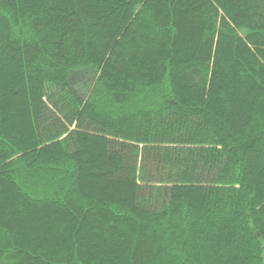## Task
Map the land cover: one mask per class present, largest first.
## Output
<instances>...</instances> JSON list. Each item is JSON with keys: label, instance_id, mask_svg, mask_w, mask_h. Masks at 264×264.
I'll return each instance as SVG.
<instances>
[{"label": "trees", "instance_id": "1", "mask_svg": "<svg viewBox=\"0 0 264 264\" xmlns=\"http://www.w3.org/2000/svg\"><path fill=\"white\" fill-rule=\"evenodd\" d=\"M0 264H264V0H0Z\"/></svg>", "mask_w": 264, "mask_h": 264}]
</instances>
